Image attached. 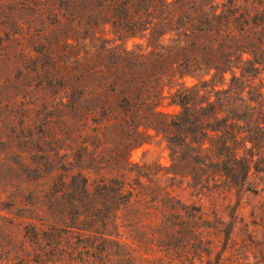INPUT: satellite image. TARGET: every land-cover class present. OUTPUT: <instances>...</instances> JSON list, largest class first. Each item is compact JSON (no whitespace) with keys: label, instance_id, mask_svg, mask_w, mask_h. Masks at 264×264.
Returning a JSON list of instances; mask_svg holds the SVG:
<instances>
[{"label":"rangeland","instance_id":"1","mask_svg":"<svg viewBox=\"0 0 264 264\" xmlns=\"http://www.w3.org/2000/svg\"><path fill=\"white\" fill-rule=\"evenodd\" d=\"M214 2L218 11L264 16V0ZM118 5L117 0H0V264H264V162L245 183L234 184L213 177V169L204 174L186 146L172 161L163 136L150 129L147 143L128 152L133 171L126 180L139 179L152 198L157 190L167 191L177 209L135 204L116 212L103 192L85 198L66 191L79 175L93 186L104 173L98 168L104 160L100 142L83 124L98 98L83 97L74 112L70 102L79 92L70 86L85 84L71 78L75 70L97 68L110 58L96 42L86 43L87 25L113 38L106 22ZM254 30L240 38L247 49L243 61L232 64L238 68L225 72V86L243 90L252 100L251 113L264 122V52L256 54L264 48V33ZM132 43L128 40L129 48ZM182 81L195 83L190 76ZM180 86H164L162 111L181 110L170 101ZM173 136L184 139L180 132ZM85 140L91 141L88 154ZM257 150L264 152V141ZM143 171L149 179L137 175ZM84 208L90 216L81 214ZM101 222L110 225L103 229ZM84 223L95 226L84 230Z\"/></svg>","mask_w":264,"mask_h":264},{"label":"trees","instance_id":"2","mask_svg":"<svg viewBox=\"0 0 264 264\" xmlns=\"http://www.w3.org/2000/svg\"><path fill=\"white\" fill-rule=\"evenodd\" d=\"M117 2L114 16L106 22L114 37L98 35L93 24H88L85 40L88 45L96 42L101 55L110 58L102 59L97 68L82 73L75 70L71 78L85 84L82 89L70 86L71 91L79 92L70 102L74 112L79 111L83 97L91 94L98 98L83 117V124L84 131L90 129L100 142L104 160L98 161V168L104 173L93 186L86 176L79 175L77 184H69L66 191H79L85 198L103 192L109 210L116 212L120 206L133 209L135 204L144 210L152 205L177 209L180 205L167 191L157 190L152 198L138 178L132 184L126 180L133 171L128 152L147 143L150 129L163 136L172 161L179 158L177 149L186 146L191 150L188 157L204 174L213 169V177L218 174L234 184L245 183L251 170L258 171L264 162V152L257 150V143L264 141V122L251 113L253 107L248 102L252 100L244 97L243 90L225 86V72L243 61L247 48L240 38L254 32V27L264 33V16L252 17L235 8L218 11L214 0ZM128 40L133 41L132 48ZM247 51L255 54V50ZM263 52L264 48L256 50L258 55ZM253 61L258 62L255 56ZM186 76L195 83L187 86L182 81ZM91 80L93 88L88 90ZM166 85H181L170 94L171 103L181 108L177 114L159 108ZM174 132L183 134L184 139L178 142ZM84 143L88 154L91 141ZM38 163L41 169L43 162ZM137 175L149 179L145 171ZM84 209L81 214L90 216ZM109 225L101 222L98 226L105 229ZM94 226L84 223L83 229L89 231Z\"/></svg>","mask_w":264,"mask_h":264}]
</instances>
